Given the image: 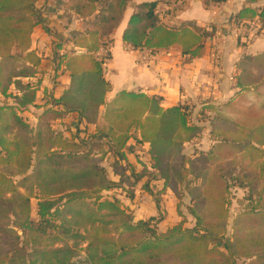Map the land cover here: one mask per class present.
Returning a JSON list of instances; mask_svg holds the SVG:
<instances>
[{"label": "trees", "instance_id": "trees-1", "mask_svg": "<svg viewBox=\"0 0 264 264\" xmlns=\"http://www.w3.org/2000/svg\"><path fill=\"white\" fill-rule=\"evenodd\" d=\"M130 1L66 0L67 7L84 21V27L72 30L66 41L81 51L60 55L58 67L70 72V85L60 97L37 105L42 57L30 47L34 28L43 24L38 0H0V95L6 97L0 101V264H72L74 245L78 247L81 240L88 242L92 264H235L239 258L264 264V149L256 146H264V53L239 61L236 99L226 104L235 103L237 111L233 117L218 111L212 122L222 125L214 132L217 141L196 159H187L184 144L201 132L190 121L187 104L164 108L161 97L127 90L119 91L112 102L105 101L110 84L97 52L106 48L111 57L110 34L120 25ZM225 1L202 0L205 6ZM258 1L246 0L250 6H244L232 23L239 26L258 18L264 25V5L253 6ZM188 2L138 3L123 32L124 42L155 52L180 44L190 58L200 56L203 37L216 38L218 28L170 23ZM161 5L168 10L162 11ZM63 43L56 46L61 48ZM247 92L253 94L252 100ZM30 105L42 108L35 125L18 113ZM102 105L107 107L100 126ZM70 113L77 114L78 124H97L96 130L83 137L65 136L53 121ZM228 122L241 129L237 141L255 143L253 148L260 154L253 166L237 157L240 142L237 147L231 143L235 138L224 127ZM132 137L150 145L151 167L163 181L158 193L169 188L179 196V185H186L194 203L189 207L196 219L194 227H186L182 219L159 231L158 220H135L118 197L105 195L121 189L133 198L143 176L148 181L153 177L138 175L133 167L122 164ZM108 153L114 158L118 180L111 179L101 165ZM235 168L252 169L253 174L244 177L233 173ZM189 174L200 184L192 186ZM250 175L249 203L235 217L231 236H226L229 189ZM144 187L148 188L146 183ZM33 199L37 200L36 217L32 216Z\"/></svg>", "mask_w": 264, "mask_h": 264}, {"label": "crops", "instance_id": "crops-1", "mask_svg": "<svg viewBox=\"0 0 264 264\" xmlns=\"http://www.w3.org/2000/svg\"><path fill=\"white\" fill-rule=\"evenodd\" d=\"M142 1L146 0L129 2L120 25L110 34L113 39L110 46L111 57L104 66V75L110 84L105 95L106 103L112 102L121 90L144 92L161 97V105L164 108L188 104L192 114L199 116L202 112L210 113V110L205 108L207 105H220L236 96L239 89L236 86V77L240 73L239 61L245 56L264 53L262 23L255 33L250 30V22L239 26L232 23V18L244 6L248 7L250 4L246 0H227L205 6L202 0H189L187 5L177 12L174 20L169 22L194 23L206 28L216 26L218 28L216 38L203 37L205 46L203 53L198 57L190 58L183 53L180 44H173L168 48L152 51L153 56L148 62L143 63L140 61V56L148 49L133 48L123 40V32L129 18L136 5ZM65 2L66 0H38L37 2L43 24L34 28L30 47V50L42 57L39 67L41 72L38 75L41 83L34 102L37 105H42L52 96L60 97L70 85V72L64 66L58 67L60 55L71 50L81 51L79 47L66 40L72 30L84 27V21L68 8ZM263 5L264 0H259L253 6ZM160 9L168 10V6L161 5ZM44 25L49 29L48 31L45 30ZM53 34L57 36L54 37ZM61 42L64 43L61 48H58L56 44ZM11 101H13L12 98ZM106 107L107 105L100 107L98 119L100 126L105 123L103 115ZM41 111L42 108L30 105L29 109L18 111V113L28 123L35 125L37 115ZM56 125H71L76 135L83 137L87 133L94 132L97 124H78L77 114L70 113L63 119L53 121L55 128ZM60 130L65 136L71 137L69 131H65L63 127ZM137 135L140 137L139 133ZM196 142L195 145L202 149L209 148L208 140ZM149 148V143L138 142L134 137L128 140L124 148L126 160L122 161V164L135 168L137 173L144 170V173L151 174L153 178L148 181V176L144 175L134 187L133 198L128 197L121 189H119V196L124 207L133 214L135 220L156 218L160 220L157 225L165 230L167 229L165 226H169L171 220L175 225L180 221V217L177 216L176 204L172 201V191L166 189L158 193L163 188V181L158 179V172L151 167ZM104 160L111 162L114 158L108 153ZM110 170L111 179L118 180L119 177L114 173L113 167ZM145 183L148 188L144 187ZM160 212L164 213V217L158 216Z\"/></svg>", "mask_w": 264, "mask_h": 264}, {"label": "rangeland", "instance_id": "rangeland-1", "mask_svg": "<svg viewBox=\"0 0 264 264\" xmlns=\"http://www.w3.org/2000/svg\"><path fill=\"white\" fill-rule=\"evenodd\" d=\"M246 96L248 99L252 100L253 98V94L251 92H247ZM233 99H236V96L232 97ZM231 98V99H232ZM231 99H229L227 102H224L220 105H207L205 108L209 109L210 113H205L202 112L201 115H194V113L192 114V110L190 108V106L188 105V109L187 114L188 117L190 119V121L192 123H196L198 124V126L201 128V132L200 134L195 137L193 140L186 142L184 144V149H183V154L185 155V157L191 158V159H196L198 155H200L201 152H207L212 145L217 141L216 136L214 135V132L217 131L218 129H220L222 127V125H212V122L214 121V119L216 118L218 111H222L224 112L225 115H228V117H233L234 112H236V106L234 104H228L226 105L228 102L231 101ZM0 101H6V97L1 96L0 95ZM9 101H11V98H9ZM57 124V123H56ZM229 125H224V127H226L232 134V136L235 138L234 141H232L231 143L234 144L237 147V143H239L240 141H237L238 138L241 137V129L237 128L238 125H231V122H228ZM66 126H68V128H65ZM64 128L65 131H69V135L71 137H75L76 132L74 130V127L71 125H56V128L60 129V128ZM73 127V128H71ZM199 140H208L210 143L209 144V148L206 150L202 149L199 146L195 145V141H197L196 143H198ZM243 144V146H242ZM201 145V144H198ZM253 145H255V143L250 140L247 142H240L239 143V154H237V157L243 161V160H249V164L250 167L253 166V164L255 163V159H256V155L260 154L257 150H255L253 148ZM241 146V147H240ZM261 147V149H264V146L261 145H257ZM247 160V161H248ZM112 163L113 161L109 162V161H105L103 160L101 165H103L110 178H112L111 176V168H112ZM150 163L152 164V160L150 161ZM189 165V164H188ZM187 165V166H188ZM131 167V166H129ZM135 169V168H134ZM259 172H262L261 166H259ZM130 171V169H129ZM144 173V170L140 173H138V175H142ZM233 173H240L241 176H244L248 173V174H253V170L252 169H247V170H240V168H235ZM149 175V174H148ZM151 175V174H150ZM192 174H189L188 177L192 178V186L193 185H197L200 184V180L197 179L195 180L193 176H191ZM248 176L247 178H245V180L243 179V183H239L232 185V187L229 189V194L227 195L228 200H227V204H226V208L229 211V221H228V225H227V231L225 233L226 236H231L232 231H233V222L235 217H237L240 213H242L243 211H245L249 200H247L248 197V193H249V187L247 186V184H249L252 176ZM150 178V177H149ZM153 178V177H152ZM151 178V179H152ZM142 182V181H141ZM242 182V181H241ZM185 184H181L179 185V193L180 195L177 196L171 189L172 193H173V202L176 204V208H177V216L180 217V220H184L185 219V226L186 227H194L196 224V219L195 217L190 213L189 207H193L194 203L193 201H191L190 196L187 194V190L185 188ZM169 189V188H168ZM129 191H131V189H129ZM119 189H113L109 192H106L105 195H108L109 197H118L120 199V193H119ZM122 195V194H121ZM157 195L159 196V194L157 193ZM121 200V199H120ZM32 203V216L36 217V209H37V200L33 199L31 201ZM125 206V205H124ZM166 212V211H165ZM179 213H181L182 215L180 216ZM159 217H164V213L160 212V214H158ZM156 219V218H155ZM158 220V219H156ZM160 221V220H158ZM173 221L171 220L169 222V226L166 225V228L172 227L174 226ZM171 224V226H170ZM158 230L159 231H163L162 228H160L158 225ZM163 227V226H161ZM78 247H76L74 245V241H70L69 245L72 246L74 245V252H73V256H71L70 258V263L72 264H92V262L90 261V259L88 258V242L87 240H81L78 241ZM250 263V259L248 258H239L236 260L235 264H249Z\"/></svg>", "mask_w": 264, "mask_h": 264}, {"label": "built area", "instance_id": "built-area-1", "mask_svg": "<svg viewBox=\"0 0 264 264\" xmlns=\"http://www.w3.org/2000/svg\"><path fill=\"white\" fill-rule=\"evenodd\" d=\"M250 23L251 24H249V27H250L251 32L252 33L257 32L258 27L261 25L260 19H255L252 22L250 21ZM97 55H98L99 58L103 59V61L105 63L109 60L108 55H107V49L106 48H100V50L97 52ZM152 56H153L152 50L148 49L146 51V53H144V54H142L140 56V61L143 62V63H146V62H148V60Z\"/></svg>", "mask_w": 264, "mask_h": 264}]
</instances>
